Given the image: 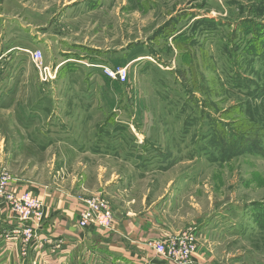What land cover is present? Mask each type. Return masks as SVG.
Listing matches in <instances>:
<instances>
[{"label":"rangeland","instance_id":"rangeland-1","mask_svg":"<svg viewBox=\"0 0 264 264\" xmlns=\"http://www.w3.org/2000/svg\"><path fill=\"white\" fill-rule=\"evenodd\" d=\"M85 168L126 190L102 193L120 222L264 264V0H0V170L73 188Z\"/></svg>","mask_w":264,"mask_h":264},{"label":"crops","instance_id":"crops-1","mask_svg":"<svg viewBox=\"0 0 264 264\" xmlns=\"http://www.w3.org/2000/svg\"><path fill=\"white\" fill-rule=\"evenodd\" d=\"M103 171L106 173V168ZM105 173L103 174L107 177ZM58 174L61 181L54 178L51 184L46 185L28 174H12L13 188L36 194L42 201L48 218L38 232L37 241L23 255L20 243L6 240L5 234H11L10 226L16 227L19 223L12 218L7 206L0 203V264H91L93 259H111L113 263L121 264L160 262L148 247V243L173 236L164 232L168 230L161 227L160 220L155 224L151 211L142 222L132 218L120 222V216L124 212L115 211L111 206L115 216L111 231L79 228L78 220L83 201L98 196L107 199L111 205L110 200L102 193L108 194L112 200L116 193L117 197H121L126 191L121 185L111 190L107 186L110 182L103 178L99 179L98 188L90 186L88 182L92 175L85 168L73 178L74 182L78 181L77 185L68 188L63 183L70 175ZM194 259L196 264H200L196 257Z\"/></svg>","mask_w":264,"mask_h":264},{"label":"built area","instance_id":"built-area-1","mask_svg":"<svg viewBox=\"0 0 264 264\" xmlns=\"http://www.w3.org/2000/svg\"><path fill=\"white\" fill-rule=\"evenodd\" d=\"M33 61L43 82H50L56 78L57 72L43 62L40 50L31 53ZM105 74L113 79L124 81L127 77L125 68H105ZM14 178L7 169L0 170V203L5 204L19 226H11V234H6L9 239L15 238L22 246L23 255L28 247L33 245L38 238V232L47 220L43 203L33 192L20 191L13 188ZM115 216L110 204L102 197L85 199L78 220L79 228H88L111 231ZM148 247L160 262L147 264H194V255L198 251V238L196 233L189 230L183 234L163 240H152Z\"/></svg>","mask_w":264,"mask_h":264}]
</instances>
